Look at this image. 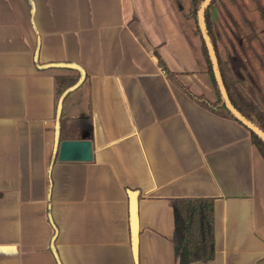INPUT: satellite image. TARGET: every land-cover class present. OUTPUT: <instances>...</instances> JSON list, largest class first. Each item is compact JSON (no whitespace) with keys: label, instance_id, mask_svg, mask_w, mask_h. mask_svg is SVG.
Here are the masks:
<instances>
[{"label":"crops","instance_id":"1","mask_svg":"<svg viewBox=\"0 0 264 264\" xmlns=\"http://www.w3.org/2000/svg\"><path fill=\"white\" fill-rule=\"evenodd\" d=\"M32 2L0 0V264H176L182 197L213 198L214 257L191 264H264V159L167 75L216 99L171 1ZM59 130H90L92 159L52 160Z\"/></svg>","mask_w":264,"mask_h":264},{"label":"trees","instance_id":"2","mask_svg":"<svg viewBox=\"0 0 264 264\" xmlns=\"http://www.w3.org/2000/svg\"><path fill=\"white\" fill-rule=\"evenodd\" d=\"M176 10H180L181 0H170ZM187 9L179 17L183 31L188 37L192 46L193 52L197 56L201 65V70L210 75L216 99L210 100L203 94H194L189 88L180 83L177 77L168 71L162 60L159 58V63L166 69L167 75L182 88L199 104L209 109L210 111L224 117H237L229 109L220 90L218 80L214 73L212 58L209 47L201 32V20L198 12L202 4L206 0H186ZM218 0H210V2L202 10L204 29L210 45L214 51L219 78L225 93L231 103L233 109L248 123L254 126L259 132L264 135V108H258L253 100L246 95L237 83L231 78V67L227 59L222 55L218 46V32L215 29L214 21L211 15V9ZM33 5L32 0H30ZM188 27L190 33L187 32ZM195 38V39H194ZM69 63V62H65ZM81 76L77 77L71 84L67 85L59 78L56 82V104L55 112L56 119L59 121L62 118L61 105L66 95L76 88L81 83ZM238 120V119H237ZM248 128V127H247ZM251 134V139L254 145L260 151L264 159V139L251 128H248ZM91 131H88L86 139L90 140ZM62 141L61 131L55 134V147L52 154V160L56 159L58 146ZM171 207L174 213V229L172 234V242L174 245V254L176 264H191L192 262H206L214 257V220H213V198L211 197H182L173 198L170 200ZM135 204L130 201V226L132 244L134 249H137V244L134 245L135 238L133 236V216ZM138 234V229H137ZM53 254L59 260L51 246Z\"/></svg>","mask_w":264,"mask_h":264},{"label":"rangeland","instance_id":"3","mask_svg":"<svg viewBox=\"0 0 264 264\" xmlns=\"http://www.w3.org/2000/svg\"><path fill=\"white\" fill-rule=\"evenodd\" d=\"M181 7L179 11L174 8L182 18L187 9L186 0H181ZM211 15L219 34L220 49L232 73L238 77L237 85L241 89L246 86L244 89L249 90L247 93L256 106L264 108L261 89L264 86V0H218ZM187 32L190 33L189 27Z\"/></svg>","mask_w":264,"mask_h":264},{"label":"water","instance_id":"4","mask_svg":"<svg viewBox=\"0 0 264 264\" xmlns=\"http://www.w3.org/2000/svg\"><path fill=\"white\" fill-rule=\"evenodd\" d=\"M210 2V0H206L202 6L199 9L198 15L199 18L201 20V32L202 35L209 47V51H210V55L212 58V62H213V67H214V73L215 76L218 80L219 86H220V90L221 93L223 95V98L225 99L229 109L234 113V115L237 117V119L239 121H241L243 124L246 125V127L251 128L252 130H254L256 133H258L263 139H264V135L259 132L254 126H252L250 123L246 122L231 106V103L225 93V90L222 86L221 80L219 78V73H218V69H217V62H216V58H215V54L214 51L210 45V42L208 40V37L206 35L205 29H204V22H203V17H202V10L205 6H207V4ZM51 67H67V68H78L79 70H81V68L75 64V63H51L49 64ZM82 74L84 75V72L81 70ZM92 143L90 140L88 139H67V140H62L59 143L58 146V151H57V158L58 160L61 161H90L92 159ZM135 204V202H133ZM137 229H138V224H137V216H136V206L134 208V216H133V226H132V230H133V236L135 238L134 241V245L137 244Z\"/></svg>","mask_w":264,"mask_h":264}]
</instances>
